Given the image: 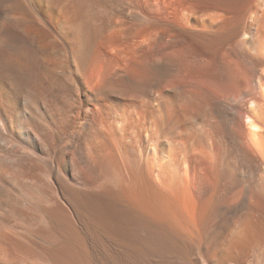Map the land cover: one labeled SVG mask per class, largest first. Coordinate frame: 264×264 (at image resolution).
<instances>
[{
    "label": "bare ground",
    "instance_id": "bare-ground-1",
    "mask_svg": "<svg viewBox=\"0 0 264 264\" xmlns=\"http://www.w3.org/2000/svg\"><path fill=\"white\" fill-rule=\"evenodd\" d=\"M0 264H264V0H0Z\"/></svg>",
    "mask_w": 264,
    "mask_h": 264
}]
</instances>
